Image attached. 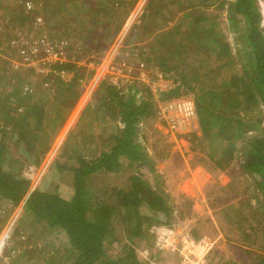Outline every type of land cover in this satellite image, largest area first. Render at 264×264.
I'll use <instances>...</instances> for the list:
<instances>
[{
    "label": "rangeland",
    "instance_id": "374dc122",
    "mask_svg": "<svg viewBox=\"0 0 264 264\" xmlns=\"http://www.w3.org/2000/svg\"><path fill=\"white\" fill-rule=\"evenodd\" d=\"M100 1L95 0L94 3ZM104 1H108L109 8L113 7L112 13L126 9L122 21L114 24L115 28L104 18L90 14L92 9H96L91 0H0V75L20 67L22 82H17V78L11 85H25L26 92L32 91L34 96H39L36 100L24 97L21 102H17L16 97L19 113L27 110L25 105L35 102L47 114L42 130L32 132L37 135L36 139L38 136L44 139L34 141L36 151L44 152V158L37 167L27 166L22 171L31 183L30 191H51L59 185L60 196L72 199L73 177L70 172L59 171V168H78L79 157L89 161L117 146L118 128L123 127L121 112L125 108L113 101L104 109L105 104L101 101L110 97L102 85L108 86L107 81L110 85L112 81L117 82L118 94L124 101H132L133 107L140 111H137L140 120L134 140L150 161L142 165L122 158L114 171L91 175L86 187L90 191L92 205L100 202L118 206L119 197L114 191L130 190V179L137 176L165 198L171 213L176 209L173 217L160 213L161 218H157L147 206L142 207L141 237L136 238L135 243L130 242L140 264H254L259 259L256 253L264 254V196L257 189L255 178L244 171L241 158L234 157L222 164L209 158L196 111L195 93L182 88L178 97L164 98L162 92L175 88L177 83L172 76H164L167 82L161 81L159 67V63L167 59L170 67L185 72L189 79L200 72L202 77L198 82L190 80V85H214L215 90L223 91L227 96L226 90H235L231 86L233 77L242 76L243 67L247 64L245 52L249 30L245 20L230 9L232 0ZM111 1L118 4L112 6L109 4ZM150 3L154 7L152 11L149 10ZM260 3L264 8V0ZM28 6L34 9L31 13L27 12ZM24 12L29 14L23 15ZM180 13H186L187 17L179 18ZM143 14L147 15L144 20ZM154 14L157 17L153 20ZM204 14L213 19L198 21L197 18ZM170 22L179 24L180 31L184 29L185 32L181 36L172 35L180 32L177 26L166 29L172 26L167 25ZM208 22H223V39L231 48V62L229 57L216 58L215 51L210 49L212 30ZM160 30L168 32L166 38L171 42L159 41L161 38L157 34ZM119 33L122 38L118 40L122 42L124 39V46L104 60L108 47L115 43ZM183 36L188 38L186 43L179 42ZM198 37L204 38L198 40ZM49 54H56L63 62L72 63L73 66L69 67L72 70L60 69L62 65L59 62L50 64ZM208 57L211 67H207L205 60L201 61ZM146 60L150 62L147 64ZM226 63L229 66L222 68ZM108 64L107 71L103 68ZM140 65H143L142 69ZM125 66L129 72L117 76L115 71V76L109 75L112 68ZM79 67L86 68L88 81L80 80L74 88L60 93V96L66 94L68 97L77 95L73 97L72 108L61 114L63 122H51L55 118L53 111L49 110V104L54 103L56 88L53 76L68 83ZM6 69L9 72H2ZM171 81L175 86L169 87ZM0 92L4 93L3 100H0L2 124L1 118L8 110L3 107L8 85L2 78ZM10 93L12 100L15 99L13 94H18L16 91ZM144 103L148 105L145 113L141 112ZM261 110L262 115L256 118L261 122L255 121L251 125V131L243 138L244 143L262 135V104ZM35 122L33 119L29 130H37ZM6 145L16 159L19 149L8 139ZM185 164L201 167L208 175L194 172L197 184L182 185L171 177L176 173V166L183 168ZM180 174L183 182L191 175L188 171ZM23 204L3 207L7 214L0 219V264H74L75 257L69 250L66 237L47 229ZM16 225L18 230L12 235L11 230ZM114 225L116 240L106 244V255L112 259L121 255L122 244L128 242L125 221L116 218ZM5 229L6 242L9 240L11 245L3 249L1 242L4 241ZM241 230L247 233L249 243L259 252L240 243Z\"/></svg>",
    "mask_w": 264,
    "mask_h": 264
},
{
    "label": "trees",
    "instance_id": "16d2710c",
    "mask_svg": "<svg viewBox=\"0 0 264 264\" xmlns=\"http://www.w3.org/2000/svg\"><path fill=\"white\" fill-rule=\"evenodd\" d=\"M91 1L94 3L95 0ZM107 2L101 0L97 4L94 3L96 9H92L90 14L104 18L103 20L111 22L110 24H118L124 18L126 9H117V12L112 13L113 7L109 8ZM109 4L114 6L118 3L111 1ZM150 4L149 10L152 11L154 7H152V3ZM230 9L234 11L235 15H240L245 20L249 30L246 36L245 52L247 64L243 67L242 76L233 77L231 86L235 90L232 92L226 90L228 95L224 96L223 91L215 90L214 85L209 87L204 84L200 87L198 85L192 86L190 80L198 82V79L202 77L200 72L195 73L194 77L189 79L185 72L170 67L171 65L166 62L167 59H164L159 63L161 74L165 77H175L174 83H177V86L168 92H162V96H165L164 98L178 97L182 88L194 92L203 143L209 158L213 162L221 164L234 157L241 158L244 171L255 178L256 187L264 196V131L262 135L248 139L246 143L243 140L245 135L251 131V125L255 121L261 122V119L256 120V118L257 115H262L261 104L264 105V10L260 0H232ZM33 10L30 9L27 12L31 13ZM27 12H24L23 15ZM143 15L144 20L147 15ZM185 16L187 17V15ZM156 17L157 14H154L151 19L154 20ZM209 19H213V17L205 14L200 19L197 18L198 21L206 22ZM210 23L214 26L217 25V22ZM146 26H151V24ZM209 43L211 47L209 48L215 51L216 58L229 57V62H231V48L223 42L220 33L212 30ZM203 60L206 61L207 67H211L210 57L201 61ZM146 61L147 64L150 62L149 60ZM59 64L62 65L60 69L72 70L69 68L73 66L72 63L63 62ZM225 65L229 66V63L224 64L222 68ZM20 69V67H17L16 70L10 69L11 73H6L4 76L0 75L4 83L8 85V95L5 96L6 103L3 106L7 107L8 110L5 112L4 118H1L3 123H0V219L3 214H7L3 209L4 206H16L23 202L26 210L34 214L36 219L47 229L66 237L69 250L75 257L74 264H140L136 250L130 242L141 237L142 207L147 206L151 211L163 213L168 217L171 215V208L167 206L165 198L156 192L148 182L137 176L130 179V190L114 191L119 197L118 206H108L100 202L93 206L90 202V191L86 187L87 179L91 175L114 171L122 158H129V160L140 162L142 165L150 161L148 155L134 140L138 132L137 124L140 120L137 112L139 110L133 107L132 101L130 103L124 101L117 89L107 81L108 86L102 85V89L105 90V93L108 92L110 97L101 99L105 104L103 108L106 109L108 104L113 103V101H117L119 106L125 108V111L121 112L123 127L122 129L121 127L118 128L117 146L112 148L110 152H104L89 161L79 157L78 168H59V171L70 172L71 177H73L72 183L70 182L74 190L72 199L60 196L59 185L51 191H30L31 183L27 176L22 174V171L23 169L26 170L27 166L28 168L30 166L37 167L44 158V152L36 151L37 147L34 142L44 139L40 136L36 139L37 135L32 132L37 133L42 130L47 114L45 109L38 107L35 102L29 106L25 105L27 110L19 113L20 106L15 103L16 97L18 98L17 102H21V98L27 97L36 100L39 96H34L35 92L32 91L26 92L25 85L19 84L17 86L18 83L11 85L12 80H17V78V82H22L21 75L23 72ZM2 72L9 71L6 69ZM85 73L86 68L79 67L68 83L64 82V79H57L56 76H53L56 80L54 82L56 88L53 96L54 103L49 104V110L53 111L55 118L51 122H63L64 118L61 117V114L64 115L68 109L72 108L74 105L73 97L76 98L77 94L68 97L66 94L60 96V93L71 89L70 87L74 88V84L80 80L87 82L88 78H86ZM13 91L18 94L14 93L13 98L15 99L12 100L10 92ZM3 92H0V100L4 98ZM147 106L146 104L144 107L142 106L144 109L141 112L145 113L144 110L148 109ZM33 119L36 120L34 126L37 128L34 131L29 130ZM7 139L10 142L13 141L14 146L19 149V155H15L16 159H13V155L10 153L11 148L6 145ZM242 144L245 145L244 148L241 147ZM151 171L154 170L151 169ZM116 218L125 221L126 227L124 226V229L128 242L122 244L121 255L112 259L106 255V244L116 240L114 238V221ZM198 239L200 238L198 237ZM248 240L247 233L241 230L240 243L250 245L254 251H258L257 247L249 243ZM16 243L18 244V242ZM256 255L259 259L254 264H264V254L256 253Z\"/></svg>",
    "mask_w": 264,
    "mask_h": 264
},
{
    "label": "crops",
    "instance_id": "0c3cea01",
    "mask_svg": "<svg viewBox=\"0 0 264 264\" xmlns=\"http://www.w3.org/2000/svg\"><path fill=\"white\" fill-rule=\"evenodd\" d=\"M262 5V4H261ZM262 8H263V6H262ZM263 10H264V8H263ZM184 15H186V13H183ZM184 15H181V13L178 15L179 16V18L180 17H184ZM178 16L176 17V19H178ZM175 22H176V20H175ZM171 23H174V22H170V23H168L167 25H172V26H168V27H166V29H173L175 26H177V28H178V26H179V24H171ZM182 23V22H181ZM114 28H115V26L113 25V24H111ZM190 26H191V24H189ZM208 26L210 27V29L211 30H217L218 32L217 33H220V35L222 36V40H223V42H227L226 40H224L223 38H224V24H223V22H217V25L216 26H214V25H212L210 22H208ZM0 31H1V29H0ZM178 31L180 32L179 34L178 33H175V34H172V35H174V36H181L182 35V33H184L185 32V30L184 29H182L181 31H180V29L178 28ZM168 33V32H167ZM167 33H165V30H160L159 31V34H157L158 35V37H160L161 39H159V41L160 42H162V41H165V40H167V42H171V39H168V38H166V35H169V34H167ZM212 35V34H211ZM211 35L209 36V37H211ZM119 38H122L121 37V35H120V33H119V35L117 36V38L115 39V43H113V45L112 46H110V47H108L109 49V51L106 53V56L104 57V60L108 57V56H110L112 53H115L119 48H121V47H123L124 46V44H125V42H124V39L122 40V42H120V40H118ZM199 39L198 40H201L202 38H204V37H198ZM182 40H180L179 42H185L186 43V40H188V38L186 37V36H183V38H181ZM118 40V41H117ZM109 66H110V64H108V66H106V68H103V69H106L107 71H108V68H109ZM97 71H99V70H97ZM129 72L130 71V69L128 68L127 70H126V72ZM98 76V73H97V75H96V77ZM97 81H99V78H98V80ZM192 117V116H191ZM189 120H193L194 121V119L193 118H189ZM170 170H173V168H172V166H170ZM174 171H176V173L174 172V176L173 177H171V178H175V179H177L179 182H180V184H182V185H184V184H187V183H193L194 182V184L196 185L197 184V178L196 179H194V172L195 173H197L198 171H201L202 173H204V176H207L208 175V172L207 171H205L204 169H201V167H191V165H189V164H185V166L183 167V168H181V167H178V166H176L175 168H174ZM188 171V173H191V175L189 174V176H188V179H185L184 180V182H183V177L181 176V172H187ZM220 173V172H219ZM221 177V176H220ZM223 177H226L225 175L223 176ZM210 180V179H209ZM214 185V184H213ZM180 210V209H179ZM151 211V210H150ZM153 212V211H152ZM176 212V209H174V211H173V213H171V215H169L168 216V218L169 217H173L174 215V213ZM163 214V213H162ZM154 217H157V218H161V215H160V213H156V212H153V214H152ZM165 216V215H164ZM166 217V216H165ZM160 220V219H159ZM163 222H161L160 221V224H162ZM6 230L7 229H5V231H4V233H3V235L5 234V232H6ZM16 230H18V227H17V225H16V227L15 228H13L12 230H11V233H12V235H13V231H16ZM2 239H4V241H2L1 243L3 244V248H5V246L6 247H10V245H11V242H9V240L6 242V239H7V236H3L2 237ZM1 239V240H2Z\"/></svg>",
    "mask_w": 264,
    "mask_h": 264
},
{
    "label": "built area",
    "instance_id": "2783aa9c",
    "mask_svg": "<svg viewBox=\"0 0 264 264\" xmlns=\"http://www.w3.org/2000/svg\"><path fill=\"white\" fill-rule=\"evenodd\" d=\"M28 7L29 8H27V9L30 10L31 7L30 6H28ZM48 60H49V63L50 64H53V65L56 64L57 62L63 63L62 59L59 58V56H57L56 54H49ZM142 68H143V65H140V69H142ZM126 70H127V67L126 66L125 67H122V68H118V69L112 68V73H110L109 75L115 76V71H116L117 76H121V74L123 72L126 73ZM69 79H71V78L69 77ZM116 79H118V78H116ZM160 80L161 81H164V82H167L168 81V79L165 78L163 75L160 76ZM165 80H167V81H165ZM108 82L110 83V81H108ZM172 85L175 86V84L172 82V84L169 87H172ZM112 86H114L115 88H118V83L112 81ZM159 92H162V90H160Z\"/></svg>",
    "mask_w": 264,
    "mask_h": 264
},
{
    "label": "bare ground",
    "instance_id": "6f19581e",
    "mask_svg": "<svg viewBox=\"0 0 264 264\" xmlns=\"http://www.w3.org/2000/svg\"><path fill=\"white\" fill-rule=\"evenodd\" d=\"M167 128H168V127H167ZM199 240H200V239H199ZM213 245H214V244H213ZM213 245H212V246H213ZM198 248H199V247H198ZM206 253H207V252H206ZM204 256H205V255H204ZM204 256H203V257H204Z\"/></svg>",
    "mask_w": 264,
    "mask_h": 264
}]
</instances>
